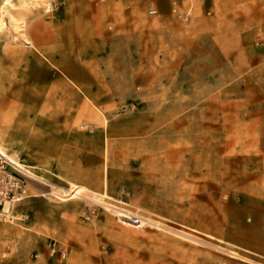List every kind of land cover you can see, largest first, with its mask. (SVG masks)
<instances>
[{
    "label": "rangeland",
    "instance_id": "rangeland-1",
    "mask_svg": "<svg viewBox=\"0 0 264 264\" xmlns=\"http://www.w3.org/2000/svg\"><path fill=\"white\" fill-rule=\"evenodd\" d=\"M34 1L0 29V142L34 174L0 155V264H264V0Z\"/></svg>",
    "mask_w": 264,
    "mask_h": 264
},
{
    "label": "bare ground",
    "instance_id": "bare-ground-1",
    "mask_svg": "<svg viewBox=\"0 0 264 264\" xmlns=\"http://www.w3.org/2000/svg\"><path fill=\"white\" fill-rule=\"evenodd\" d=\"M36 1V0H35ZM34 1V2H35ZM44 8L47 9L48 8V5H47V1L44 2ZM12 5V0H0V29L3 28L4 26V17H2V14L7 10V8L9 6ZM17 154V153H16ZM0 155L2 157H5L7 160H9L11 163L15 164V166L25 172V173H31V171L27 168H29L27 165L21 163L18 161L17 159V155L16 157L15 156H12V155H9L4 146L1 144L0 142ZM14 155V154H13ZM32 174V173H31ZM69 183H70V188H69V191L67 193H63L64 191L60 190V189H53L52 190V194H54L55 196H57L61 201H67V200H70V199H73L75 197H77L78 195L80 196L81 194V190L83 189V186L81 184H79L78 182L74 181V180H67ZM68 189V188H67ZM95 195V198L96 199H99L101 200L102 198V195L98 194V193H93ZM78 198V197H77ZM102 203H105L101 200ZM100 202V203H101ZM10 204V203H9ZM107 208H109V210H111L112 212H121L122 214H124L126 217L130 218L128 220L130 221H133V223H140V224H143L144 221L146 219H144L143 217L137 215V214H132L130 212H127L123 209H120V208H117V206H112L110 204L106 205ZM8 209V205L6 203V207ZM8 211V210H7ZM9 214V213H7ZM141 215V214H140ZM7 217V216H6ZM149 220V219H148ZM147 221V220H146ZM155 226H158V224L156 223H153ZM160 225V224H159ZM163 227V226H162Z\"/></svg>",
    "mask_w": 264,
    "mask_h": 264
},
{
    "label": "crops",
    "instance_id": "crops-1",
    "mask_svg": "<svg viewBox=\"0 0 264 264\" xmlns=\"http://www.w3.org/2000/svg\"><path fill=\"white\" fill-rule=\"evenodd\" d=\"M160 75H163V74H160ZM126 78V77H125ZM128 79H130V77H127ZM132 79H134V77H132ZM157 79V78H156ZM171 79H174V77L173 78H171ZM20 128V127H19ZM21 129V128H20ZM43 134V133H42ZM51 136H53V137H56L57 139H58V137L61 135V134H58L57 132H52L51 131ZM29 136V135H28ZM56 141V142H55ZM52 142V141H51ZM50 142V143H51ZM57 144V140H53V142H52V144ZM32 143H31V141H30V139H29V142H28V148H29V150H31L32 151V149H33V147H32V145H31ZM106 149L108 150V152L106 153ZM91 152H90V155H91V157L93 158V159H99V158H104V156H106V158H107V160H112V158H113V155L115 154V156H116V152H113L112 150H111V147L109 146H103V148L101 147H99V146H93L91 149ZM78 149H75V151H74V157L73 158H75V159H79L80 161H83V159H84V153H83V149L81 148V149H79V151H80V153L78 154ZM52 153H53V151H52ZM55 153H57V151H55ZM58 153H60V155H58V157H55V158H58V159H62L63 157H62V155H61V150L59 149L58 150ZM35 158H49L48 156H46V155H44V156H36ZM51 158H53L52 156H51ZM60 174H66V172L64 173V172H61ZM30 175H34L33 173L32 174H30ZM65 176H67V180H74V181H76V182H78L79 184H81L82 186H83V188L84 187H86V188H89V189H91L88 185H86L84 182H80L79 180H78V178H76V177H73L72 175H68V174H66ZM7 230H9L8 229V227L6 228V226L5 225H0V231L1 232H3V231H7Z\"/></svg>",
    "mask_w": 264,
    "mask_h": 264
},
{
    "label": "built area",
    "instance_id": "built-area-1",
    "mask_svg": "<svg viewBox=\"0 0 264 264\" xmlns=\"http://www.w3.org/2000/svg\"><path fill=\"white\" fill-rule=\"evenodd\" d=\"M16 185L15 180L8 176L4 165L0 162V218L7 216L8 211L5 207L9 199H15V196L19 195L15 194Z\"/></svg>",
    "mask_w": 264,
    "mask_h": 264
}]
</instances>
